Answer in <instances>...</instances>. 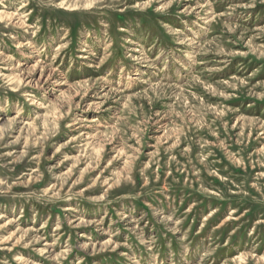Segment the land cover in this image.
<instances>
[{"label":"rangeland","instance_id":"obj_1","mask_svg":"<svg viewBox=\"0 0 264 264\" xmlns=\"http://www.w3.org/2000/svg\"><path fill=\"white\" fill-rule=\"evenodd\" d=\"M0 15V264H264V0Z\"/></svg>","mask_w":264,"mask_h":264},{"label":"bare ground","instance_id":"obj_2","mask_svg":"<svg viewBox=\"0 0 264 264\" xmlns=\"http://www.w3.org/2000/svg\"><path fill=\"white\" fill-rule=\"evenodd\" d=\"M0 19H1V15H0Z\"/></svg>","mask_w":264,"mask_h":264}]
</instances>
